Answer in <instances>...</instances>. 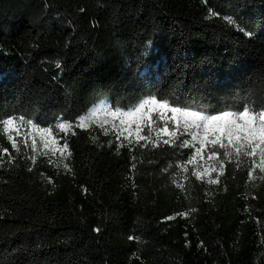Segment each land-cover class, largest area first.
Masks as SVG:
<instances>
[{"label": "trees", "instance_id": "1", "mask_svg": "<svg viewBox=\"0 0 264 264\" xmlns=\"http://www.w3.org/2000/svg\"><path fill=\"white\" fill-rule=\"evenodd\" d=\"M145 101L264 130V0H0V264H264L251 152L208 147L207 184L191 131L86 120ZM14 119L56 152L26 150Z\"/></svg>", "mask_w": 264, "mask_h": 264}, {"label": "rangeland", "instance_id": "2", "mask_svg": "<svg viewBox=\"0 0 264 264\" xmlns=\"http://www.w3.org/2000/svg\"><path fill=\"white\" fill-rule=\"evenodd\" d=\"M264 119V118H263ZM105 126L116 136L128 138L139 127L145 137L157 138L160 135L176 136L180 132H192L197 143L195 174L198 180L215 184L218 171L216 157L206 159L208 147L221 146L223 142L251 152L256 160V168L264 173V130L256 129L245 113H223L218 116H203L193 112L168 111L160 104L145 101L129 112L113 110L109 103H100L86 118ZM11 137L23 144L30 152H56L57 146L46 130L33 123L14 119L6 122ZM206 159V160H205Z\"/></svg>", "mask_w": 264, "mask_h": 264}]
</instances>
